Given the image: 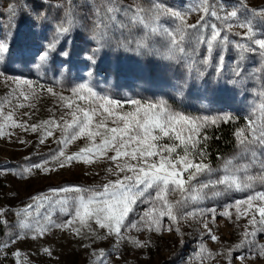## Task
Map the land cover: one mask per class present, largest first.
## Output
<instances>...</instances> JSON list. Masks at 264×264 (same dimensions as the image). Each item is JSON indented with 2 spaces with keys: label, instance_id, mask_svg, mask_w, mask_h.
I'll return each mask as SVG.
<instances>
[{
  "label": "snow or ice",
  "instance_id": "6c2138e0",
  "mask_svg": "<svg viewBox=\"0 0 264 264\" xmlns=\"http://www.w3.org/2000/svg\"><path fill=\"white\" fill-rule=\"evenodd\" d=\"M49 7L63 9V13L57 17L52 37H44L46 44L34 50L28 46L13 49L9 42L0 40V77L6 81L12 80L16 85H24L25 88L20 90L24 99L35 95L37 88L46 90L58 99L61 111L58 119L53 113L48 120L32 125L17 123L12 120L11 113L6 117V120L12 121L11 127L39 133L37 142L40 145L53 137L56 130L60 132L55 149L38 161H32L31 156L25 157L28 163L18 166L19 172L14 174L26 179L36 172L47 175L73 162L91 165L106 161L111 164L105 169L106 175L114 179H106L96 187L66 185L33 196L31 199L34 203L25 205L15 213L19 218L16 227L20 231L11 232L8 229L5 238H0V256H6V250L18 240L27 236L40 238L53 228L71 232L80 239L87 236L94 240L98 238L97 229H100L103 230L104 239L115 237L116 243L127 240L134 248H147L150 240L141 241L127 233L133 230L148 233L175 231L179 235L178 225L182 220L211 214L215 221V208H193L189 211L191 205L227 193L241 192L247 193L246 197L234 200L219 213L231 221L230 209L235 208L236 221L242 216L248 219L241 243L229 250L227 255L247 247L250 253L264 257V244L256 240L257 233H264V39L252 40L260 50L257 54L262 57L258 69L262 73L258 77L260 83L252 93L257 98L256 102L248 109L245 127L238 128L234 133L236 153L225 158L218 168L205 163L207 152L200 145L209 139L205 130L234 120L231 114L189 116L174 110L166 99H117L106 92L96 91L91 83L98 74V53L105 45L117 40L116 33L123 37L117 40L118 45L137 52H152L147 40L160 36L167 41L171 56H188L183 45L186 39H193L197 45L205 46L207 55L200 63L206 65L214 48L229 43L227 36L221 35L224 28L245 29L242 38L251 39L254 34L253 17H259L264 22V7L253 9L244 17L238 15L236 8L221 16L216 10L215 0H199L195 10L204 15L196 24L186 25L188 12L162 4L160 0H152L147 8L142 7L139 0L131 4H124L123 0L90 2L86 5L88 14L79 18L87 29L80 48L75 47L69 39L78 28V17L75 15L77 6L73 0H61V3ZM246 7L240 0V8ZM220 10H224L222 0ZM41 14L42 10L37 12L38 16ZM164 16L178 20L180 24L173 29L165 27L160 22ZM206 16L225 23L223 27H218L214 22L209 23ZM139 29L143 30V36L137 39L132 33ZM125 33L128 35L125 36ZM236 35L240 36L241 33ZM236 46L243 52H257L256 48L244 47L239 43ZM17 53L23 68L30 70L29 74L31 70L39 72L50 64L57 72H66L70 80L79 83L70 88V95L65 96L52 87L44 89L43 85L34 84L24 77L23 72L8 76L3 68L4 62H16ZM223 62L224 57L219 56L216 63L218 72L223 71ZM73 70H76L75 76L72 75ZM232 71L234 76L239 77L241 65L237 63ZM179 94L182 95V92ZM13 134L7 133L9 137ZM5 135V125H0V138ZM78 139L86 141L85 146L68 154V145ZM19 142L27 143L22 139ZM170 196L177 198L173 201L169 199ZM145 205L147 207H142ZM46 207L50 211L42 213L41 209ZM57 210L69 218L57 223L53 219ZM4 214L5 210L0 209V217ZM165 217L167 224L164 223ZM201 223L210 239L217 241L219 238L212 233L207 222L201 219ZM0 224L6 226L7 221L0 220ZM205 251L201 245L200 252ZM43 252L51 255L48 248H44ZM13 256L19 258L21 253L16 251ZM92 256L93 264H107L108 254L103 249L98 253L94 250ZM209 256L213 254L209 253ZM198 258L203 264L204 257L198 254ZM237 258L244 261L255 257Z\"/></svg>",
  "mask_w": 264,
  "mask_h": 264
},
{
  "label": "rangeland",
  "instance_id": "374dc122",
  "mask_svg": "<svg viewBox=\"0 0 264 264\" xmlns=\"http://www.w3.org/2000/svg\"><path fill=\"white\" fill-rule=\"evenodd\" d=\"M90 2L98 3L99 0H73L75 15L77 19V32L69 38L73 45L80 48L84 44L87 29L82 25L84 21L79 19L88 14L86 5ZM134 0H123L124 4H131ZM162 4L172 5L174 8L188 12L185 24L193 25L200 20L203 12L196 11L199 0H160ZM211 2V0H210ZM216 10L223 16L233 8L238 10V15L244 17L249 15L251 10L264 7V0H243L246 8H240V0H222L224 10H220L221 0H215ZM61 3V0H0V40L10 43V47L18 49L23 46L35 47L46 44L44 37L51 38L52 28L55 26L58 15L63 9L49 7ZM142 7H150L152 0H139ZM37 15V12H41ZM46 13V15L44 14ZM209 23H216L223 27L224 21L214 20L210 16L205 17ZM254 34L251 39H243L245 29L233 27L224 28L222 36H227L229 43L216 47L213 50L208 64L200 61L207 55L204 45H197L193 39H186L184 47L189 53L188 56L168 54L167 41L160 36H152L147 43L152 52L141 50L139 52L127 50L118 45L117 40H122L120 33H116L117 40L110 45H105L100 52L98 61V74L91 83L98 92H106L117 99L142 98L168 100L170 106L179 112L189 116H216L228 113L235 117L228 123H219L205 130V134L227 129L230 135L228 147L217 154L209 150V140L201 143L200 147L207 152L205 163L213 168H218L225 158L233 156L236 151L235 131L245 127V117L251 104L256 102L253 96V89L260 83L258 79L262 75L258 69L261 66L262 57L257 53L258 46L252 43L255 39H264V22L259 17H253ZM165 27L176 28L180 21L173 20L167 16L160 21ZM235 23V21H228ZM47 25V27H45ZM236 33H241L240 36ZM128 33H125L127 36ZM137 39L143 36V30H134L132 33ZM244 47L256 48L257 52H243L237 44ZM131 47V46H129ZM195 49V52H193ZM219 56L224 57L223 71L218 72L216 63ZM243 57V59H241ZM237 63L241 65V75H233V68ZM3 68L8 76L14 73L23 72L24 77L33 81L34 84L44 86V89L52 87L55 91L65 96L70 95V88L79 81L70 80L67 73L57 72L52 65H47L39 72L24 69L19 62L18 53L16 62H4ZM202 73V75L200 74ZM76 70L72 75L75 76ZM83 75V72L80 73ZM233 81H236L235 83ZM24 85H16L12 80H5L0 77V125H5L6 135L0 138V209L5 210L0 220H6L7 225L0 224V238H5L8 229L11 232L20 231L19 218L15 215L25 205L34 203L32 197L46 193L51 188H59L66 185H79L83 187H96L106 181L114 179L108 177L105 169L111 166L110 162L99 161L87 165L82 162H73L70 166L59 169L47 175L40 172L34 173L31 177L21 179L18 174L19 167L28 163L25 157L31 156L32 161H38L57 147L56 139L60 132L56 130L53 137L47 139L44 145L38 144L39 133L23 131L19 127H11L10 120L6 117L11 113L12 120L17 123L26 122L28 125L41 124L48 120L53 113L58 119L61 115L59 101L46 90L37 88L35 95L24 99L20 90ZM15 89V91H14ZM182 92V95L179 94ZM23 104V107H16ZM27 113L28 115H25ZM8 132L14 133L11 137ZM27 141L21 144L20 140ZM167 142V141H165ZM86 141L78 139L70 143L67 153L79 151L84 147ZM259 190V189H258ZM247 193L235 192L221 195L217 198L205 199L199 204H193L188 209H210L215 208L217 215L215 221L211 214H205L202 218H188L179 223L181 234L173 232L148 233L131 231L127 233L141 241L150 240L149 247L143 249L134 248L127 240L116 243L115 237L103 238V230L97 229L95 240L85 236L84 239L77 238L71 232L53 228L40 238L32 239L30 236L18 240L8 248L6 256H0V264H93L92 252L97 253L103 249L107 256V264H201L198 254L204 257L203 264H264V257L255 252L250 253L247 247L239 251L234 249L240 244L244 228L248 225V219L243 216L236 221L235 208L230 209L231 221L219 213L225 210V206L236 199L246 197ZM176 196H170L175 200ZM142 207H147L142 206ZM50 211L47 207L41 209L42 213ZM57 210L53 219L57 223L67 220ZM131 218V217H130ZM30 219V218H29ZM201 219L207 222L212 233L219 239L213 242L203 228ZM167 224V217L164 218ZM95 227V225H93ZM251 230V229H250ZM256 240L264 244V233H257ZM207 250L200 252V247ZM44 248L51 251V255L43 252ZM19 251L21 256L14 257L13 253ZM212 253L213 256H209ZM219 253L220 255H215ZM247 258L241 261L237 257Z\"/></svg>",
  "mask_w": 264,
  "mask_h": 264
},
{
  "label": "trees",
  "instance_id": "16d2710c",
  "mask_svg": "<svg viewBox=\"0 0 264 264\" xmlns=\"http://www.w3.org/2000/svg\"><path fill=\"white\" fill-rule=\"evenodd\" d=\"M209 150L211 153L217 154V152L224 151L230 143V135L227 129H223L215 132V134L209 135Z\"/></svg>",
  "mask_w": 264,
  "mask_h": 264
}]
</instances>
